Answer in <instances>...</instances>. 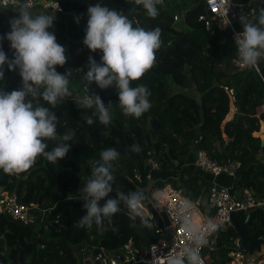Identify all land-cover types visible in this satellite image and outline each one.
Masks as SVG:
<instances>
[{
	"label": "trees",
	"instance_id": "16d2710c",
	"mask_svg": "<svg viewBox=\"0 0 264 264\" xmlns=\"http://www.w3.org/2000/svg\"><path fill=\"white\" fill-rule=\"evenodd\" d=\"M58 1L65 13L70 14L66 20L56 17L54 21L58 42L68 50L66 65L57 66L60 73L72 70L73 76L82 78L89 70V56L102 63V51L92 52L83 43L89 4L100 3L122 10L133 20L134 26L146 29L159 27L162 30L163 45L156 53L155 66L140 80L132 82L133 87L139 84L148 87L152 108L139 119L126 116L118 105L119 90L115 86L101 89L93 82L89 86L94 88V94H98L105 105L113 104V121L105 126L97 118L88 125L84 117L92 110L79 108L73 99L68 98L55 108L42 99L40 104L49 107L60 120L58 133L62 135L69 129L74 131L73 140L68 142L72 144L71 151L64 160L56 163L38 158L28 173L9 175L0 170V186L14 193L21 203L34 202L42 208L58 203L55 213L61 214L60 226L57 228L47 220L24 224L0 212V264H82L84 256L93 253L92 247L115 252L121 247L120 237L125 242L131 241L134 247L147 246L158 239L157 226L149 216L145 215L153 223L152 228L142 226L139 217L131 220L126 208L110 223L105 221L103 232L98 231L95 225L91 229L74 226L86 211L80 191L91 176L89 161L99 160L100 152L107 147H115L121 154L116 162L114 190L110 197H115V188H121L125 193L144 189L147 196L144 204L157 217L159 226L163 225V220L148 202L154 189L172 183L183 188L189 199L198 202L212 185L211 175L199 174L193 164L197 148L206 150L218 161L227 157L240 161V170L231 179L235 197H241L245 190H250L257 197L264 198V145L261 146V137L254 135L264 124V111H258L264 103V60L258 63L261 75L253 68L236 67V46L229 31L214 24L205 27L198 20L201 13L210 16L204 0H163L158 5L160 14L155 19L149 18L142 5H136L134 0ZM235 1L242 3L248 0ZM33 12H46L55 17L54 13L45 10L33 9ZM175 13L182 15L178 22L174 20ZM77 16L81 17L79 23ZM12 17L18 16L0 9V35L11 30L9 20ZM257 17L254 22H258ZM3 50L13 58L10 41L6 38ZM4 71L5 80L0 81V86L6 90L19 89L22 86L19 71L9 70L7 65ZM84 85L87 81L83 79L78 94ZM226 86L234 90L236 97L237 112L231 119H228L230 99ZM77 92L73 98L77 97ZM227 114L228 120L222 125ZM152 117L160 123L158 130L150 124ZM223 133L234 136V139L230 142L226 139V143ZM46 142L48 150L58 143ZM132 145H139L142 151L132 152ZM148 150H153L161 162L160 169L152 172V181L146 179L145 155ZM135 169L142 173L141 182L134 177ZM168 169H174L173 176L161 178L159 173L167 174ZM220 176L228 177L225 174ZM104 203L105 200L100 201L101 206ZM235 221L241 232L231 224L218 235L222 264H229V252L234 249L236 238H240L241 246L243 241L246 242L248 253L264 250V206L253 209L250 214L235 213ZM117 229L119 235L115 233ZM55 247L61 251L49 249Z\"/></svg>",
	"mask_w": 264,
	"mask_h": 264
},
{
	"label": "clouds",
	"instance_id": "9594fccd",
	"mask_svg": "<svg viewBox=\"0 0 264 264\" xmlns=\"http://www.w3.org/2000/svg\"><path fill=\"white\" fill-rule=\"evenodd\" d=\"M134 3L142 5L146 15L155 19L163 0H134ZM32 7L31 0H2L3 9L15 8L19 16L10 18L11 30L0 35V81L5 80V65L11 71L18 70L22 78L19 89L6 90L0 86V170L9 175L28 173L40 157L51 163L64 160L71 151L72 144L68 142L73 140L74 131L69 129L59 134V118L49 107L39 103L41 99L55 108L71 98L79 108L92 110L84 117L88 125L98 118L101 124L109 126L113 121V104L105 105L98 94L89 93L88 86L95 82L101 89L115 86L119 90L118 105L124 115L139 119L148 112L152 108L150 90L143 84L133 87L132 82L140 80L155 66L156 53L163 45L159 27L134 26L133 20L122 10L100 3L89 4L83 43L92 52L102 51V63L89 56V70L82 77L87 81V95L73 98L70 88L73 71H57V66L66 65L68 50L55 35L56 16L34 13ZM80 18L76 17L77 23ZM257 21L252 22L244 15L240 17L243 31L235 34V46L242 67L255 68L264 60V7L259 9ZM5 38L10 41L13 58L3 50ZM49 140L58 142L51 150L46 142ZM130 150L142 151L139 145H132ZM120 155L115 147H107L100 152L99 160L89 161L91 176L80 191L86 211L75 227L91 229L95 225L103 232L105 221L110 223L125 208L131 220L139 217L142 226L153 227L143 211L147 199L144 189L125 193L115 188V197H110ZM152 196L160 198L157 193ZM101 200H105L102 206ZM185 230L190 234L191 243L179 251L169 252L166 264H202L200 249L207 241L200 234V226L188 221Z\"/></svg>",
	"mask_w": 264,
	"mask_h": 264
},
{
	"label": "built area",
	"instance_id": "2783aa9c",
	"mask_svg": "<svg viewBox=\"0 0 264 264\" xmlns=\"http://www.w3.org/2000/svg\"><path fill=\"white\" fill-rule=\"evenodd\" d=\"M31 3L33 6L32 10L40 9L52 13H65L63 6L58 0H31ZM204 4L210 12V16L201 13L198 16V20L203 22L205 27H210L214 24L219 29L228 30L230 38L235 44V34L243 31L240 17L244 15L247 19L254 22L259 9L264 7V0H248L242 3L235 0H204ZM0 9L11 11L16 16H19V11L15 8L3 9L2 0H0ZM181 17V14H175L174 20L179 21ZM234 64L239 69L247 68L241 66L238 58L234 59ZM253 69L261 75L259 65ZM88 87L89 93L94 94V88ZM86 88L87 85H84L83 91L77 97L87 95ZM225 90L228 93L231 106L235 105L234 90L227 86ZM234 111H236V108ZM258 111H264V103L259 106ZM235 113L233 112L232 115L234 116ZM261 132L264 134V124L261 127ZM193 164L200 173L210 174L213 178L222 174L235 178L241 167L238 159L227 157L222 161H218L201 148L194 150ZM145 167L148 169L146 179L152 181V172L159 170L161 167V162L156 158L153 150H148L145 155ZM134 177L140 182L143 180L142 173L138 169L134 170ZM153 193L159 194V200L153 198ZM66 200L67 198L61 203ZM148 202L158 210L159 217L163 221H165V217L169 219L172 231L168 230L169 226H165L162 223V226H157L156 232L158 234L165 233V236H159L157 240L147 246H132L130 250L126 251L124 257L125 260H131L136 255L137 259H134L136 264H166V255L169 252L179 251L191 243L190 234L185 230V224L188 221H193L192 212L195 204L190 202L183 188L175 187L172 183H165L164 186L154 189ZM57 206L58 203L42 208L34 202L30 204L21 203L14 193L0 186V212L8 214L13 219H17L24 224H34L46 220L60 223L61 214L55 213ZM145 206L144 204V208ZM263 206L264 198L257 197L250 190H245L241 197H235L232 192V184L222 185L215 181L212 182L207 194V208L203 217L195 222L200 226V234L207 241L200 249L202 264H222V256L217 240L219 232L232 224V214L237 212L250 214L253 209ZM149 217L152 218V216ZM241 247L240 238H236L234 240V249L229 252V264H264V250L260 253H248L244 252ZM98 249L102 252V256L93 253L92 256L85 255L82 264H97V262L121 264L116 256L106 258L104 249L102 247Z\"/></svg>",
	"mask_w": 264,
	"mask_h": 264
},
{
	"label": "water",
	"instance_id": "95a60500",
	"mask_svg": "<svg viewBox=\"0 0 264 264\" xmlns=\"http://www.w3.org/2000/svg\"><path fill=\"white\" fill-rule=\"evenodd\" d=\"M124 1H127V0H124ZM231 118H233V115H232L229 119H231ZM150 124H151V126L153 127L154 130H158V129H159L160 123H159L158 119L152 117V118L150 119ZM223 135H224L223 137H224V141H225V142H226V139H228L229 142H230L231 140L234 139V136L230 137V136H228L226 133H223ZM263 145H264V134L261 135V146H263ZM190 202H191L192 204H195V203H196V202H194V201L191 200V199H190ZM122 212H125V209H124ZM122 212H121V213H122ZM121 213H120V214H121ZM231 221H232V224L237 228V230L241 232L240 227L238 226V224H237L236 221H235V214H232ZM52 224H53L54 226H56L57 228H59V226H60V224H59V223H56V222H52ZM164 224H165V226H169V228H168L169 231H172V228H171V226H170V221H169V219L166 218V217H165ZM115 233L118 234V235L120 234V232H119L118 229L115 230ZM159 236H160V234L157 235L158 238H159ZM120 238H121V242H120L121 247L125 248V250H130L131 247H132V243H131V241H129V242H125V240H124L122 237H120ZM49 249H53V250L61 251L60 248H58V247H55V248H49ZM91 249H92V251H93V254H95V255H96V254H99V255H101V256L103 255L102 252H101L98 248L92 247ZM241 249H242L244 252H247V245H246V242H245V241H243ZM61 254H62L63 256H65V254H64L63 252H61ZM116 257L119 259V261H121V264H133V263H134V259H137V256L134 255V259H131V260H125V257H124L122 254H120V253H117V254H116Z\"/></svg>",
	"mask_w": 264,
	"mask_h": 264
},
{
	"label": "crops",
	"instance_id": "0c3cea01",
	"mask_svg": "<svg viewBox=\"0 0 264 264\" xmlns=\"http://www.w3.org/2000/svg\"><path fill=\"white\" fill-rule=\"evenodd\" d=\"M234 107V109L236 108V111H234L233 109H231V111H230V113H229V117H231L232 116V114H233V112L235 113V112H237V107L235 106V105H232L231 106V108H233ZM235 115V114H234ZM226 143H228V142H226ZM262 156V154H260L259 155V157H261ZM173 172H174V169H168V173L167 174H165V173H163L162 171L159 173V175H160V177L161 178H165L167 175H172L173 176ZM198 173L199 174H201V175H203V176H207V174H202V173H200L199 171H198ZM211 181L212 182H217L218 184H222V185H231L232 184V178H230V177H222V176H220V177H216V178H213L212 176H211ZM208 194V193H207ZM207 194L205 195V196H203L202 198H200L199 200H200V203L198 204V205H196V203H195V205L197 206V208H198V206L200 207V213H196V216H198V218H202L203 217V215H204V211L206 210V208H207ZM156 209V208H155ZM157 210V209H156ZM143 211L146 213V215L147 216H152V218H151V220L153 221V219L154 218H157V217H155L154 215H153V213H151L149 210H148V208H147V206H145V208L143 209ZM157 212H158V210H157ZM149 214V215H148ZM196 216H195V218H196ZM154 217V218H153ZM197 219V218H196ZM158 220V219H157ZM156 221V220H155ZM159 223V222H158ZM163 223H164V221H163ZM156 226H158V224L156 225ZM126 251L127 250H125V248H123V247H119L117 250H115V253H113L112 255H106V251L104 252V255H105V257L106 258H108V257H110V256H116V254L117 253H120V254H122L123 256H125V254H126ZM87 256H92V254H87ZM120 263H121V261H120ZM98 264H100V263H98Z\"/></svg>",
	"mask_w": 264,
	"mask_h": 264
},
{
	"label": "rangeland",
	"instance_id": "374dc122",
	"mask_svg": "<svg viewBox=\"0 0 264 264\" xmlns=\"http://www.w3.org/2000/svg\"><path fill=\"white\" fill-rule=\"evenodd\" d=\"M124 1V0H123ZM55 16L59 19H62V20H66L69 18L70 14H68L67 12L66 13H54ZM176 14V13H175ZM178 14V13H177ZM88 16V15H87ZM178 22V21H177ZM73 82L70 84V88L71 90L73 91V95L76 94L77 90L80 88V84L83 82V79L80 78V76H73ZM78 94V92H77ZM42 99L39 101V103H41ZM231 109L234 110V107L231 108V104H230V110H229V113L231 111ZM228 118V114L226 115L225 119L223 120L222 122V125H224V123L229 119ZM263 133L260 131H255L254 132V135H259L261 137ZM224 136V135H223ZM200 207L198 206V208L196 209V213H200ZM144 214L146 215V213L144 212ZM198 217V216H197ZM154 218V217H153ZM156 220V221H155ZM155 225L159 224V220H157V218H154L153 221H152ZM159 226V225H158ZM113 253L115 252H106V255H112ZM90 263V262H89ZM91 264V263H90ZM133 264H136V263H133Z\"/></svg>",
	"mask_w": 264,
	"mask_h": 264
},
{
	"label": "bare ground",
	"instance_id": "6f19581e",
	"mask_svg": "<svg viewBox=\"0 0 264 264\" xmlns=\"http://www.w3.org/2000/svg\"><path fill=\"white\" fill-rule=\"evenodd\" d=\"M200 203V200L198 201V202H196V205H198ZM194 206V208H193V212H192V217H193V221L194 222H197V221H199L201 218H198L197 216H196V209H197V206ZM195 216H196V218H195Z\"/></svg>",
	"mask_w": 264,
	"mask_h": 264
}]
</instances>
